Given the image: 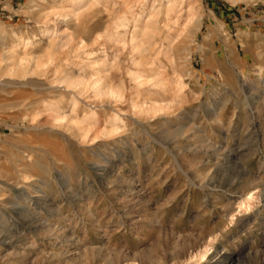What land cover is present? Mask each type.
I'll return each mask as SVG.
<instances>
[{
	"label": "rangeland",
	"instance_id": "374dc122",
	"mask_svg": "<svg viewBox=\"0 0 264 264\" xmlns=\"http://www.w3.org/2000/svg\"><path fill=\"white\" fill-rule=\"evenodd\" d=\"M0 264H264V0H0Z\"/></svg>",
	"mask_w": 264,
	"mask_h": 264
},
{
	"label": "bare ground",
	"instance_id": "6f19581e",
	"mask_svg": "<svg viewBox=\"0 0 264 264\" xmlns=\"http://www.w3.org/2000/svg\"><path fill=\"white\" fill-rule=\"evenodd\" d=\"M203 256H204V254H203Z\"/></svg>",
	"mask_w": 264,
	"mask_h": 264
}]
</instances>
